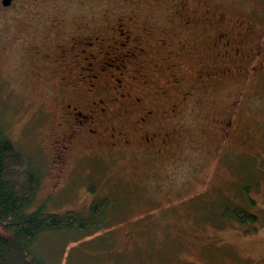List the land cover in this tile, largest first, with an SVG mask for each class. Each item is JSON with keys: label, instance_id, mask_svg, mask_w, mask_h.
Listing matches in <instances>:
<instances>
[{"label": "rangeland", "instance_id": "rangeland-1", "mask_svg": "<svg viewBox=\"0 0 264 264\" xmlns=\"http://www.w3.org/2000/svg\"><path fill=\"white\" fill-rule=\"evenodd\" d=\"M4 6L0 121L42 173L30 209L87 215L93 199L117 201L108 235L50 233L54 264H264V0ZM54 37L73 47L78 76L73 85L60 70L63 90L48 85L59 74L38 54ZM92 77L95 90L106 85L105 109L89 135L63 105L90 113ZM220 201L249 205L257 220L210 221Z\"/></svg>", "mask_w": 264, "mask_h": 264}, {"label": "trees", "instance_id": "trees-1", "mask_svg": "<svg viewBox=\"0 0 264 264\" xmlns=\"http://www.w3.org/2000/svg\"><path fill=\"white\" fill-rule=\"evenodd\" d=\"M150 148L146 147V154H149ZM36 165L32 156L17 145L0 121V264H54L46 251L50 247L49 242H52L49 241L51 237L47 246L43 244L50 233L71 232L80 237L109 233V229L104 232L106 220L114 202L117 203L111 192L93 199L87 215L74 209L50 212L42 206L31 210L41 188L42 173ZM247 190L244 188L246 194ZM248 202L254 204L253 198H249ZM216 204L214 214L219 209L220 217L216 221L213 214L209 219L215 223L242 224L257 220L249 205Z\"/></svg>", "mask_w": 264, "mask_h": 264}, {"label": "flooded vegetation", "instance_id": "flooded-vegetation-1", "mask_svg": "<svg viewBox=\"0 0 264 264\" xmlns=\"http://www.w3.org/2000/svg\"><path fill=\"white\" fill-rule=\"evenodd\" d=\"M14 1L15 0H12L11 1V4ZM10 5H5L4 7H8ZM24 29L25 30L22 31V34L23 35L25 34V36H27V38L28 37L30 38L31 36H33V33H31V30H32L31 27L26 26ZM90 42H88V44H90ZM52 43H53L52 46L54 47V49L53 50H50V53L47 50L50 49V48H52V47L51 46H47V44H45L43 42L41 44H44L45 46H47L45 49L43 47V50L45 52L38 53L39 51H37V53L42 57V60H41L42 65L43 64L45 65V62L47 60L54 61L55 62L54 64L56 66V74H59V79L56 82H54V83L49 82L48 85L50 87H53V88H56V89H59V90L60 89L61 90L64 89V86H65L64 82L65 81H72V84L73 85H76V84L73 83V81H75L78 78V76H76L73 73V70H72V67H73L72 61H74V54H71L70 55V53L73 52V47H71V44L70 43H64V42H62L59 37H57V38L54 37L53 40H52ZM34 48H36V44H35ZM84 49L85 48L82 47L80 49V51L81 50H84ZM80 51L76 50V52H74V53L77 54ZM53 53H55V54H53ZM84 58L85 59L86 58L88 59L89 56H86V57L84 56ZM93 59L94 58L92 57V60ZM61 60H62L63 64H60V61ZM57 63H59L61 66H59V64L56 65ZM89 64H90V62H88L87 66ZM84 68H86V66H83L82 67V69H84ZM48 69L52 70V65H47V66L45 65V70H48ZM62 69H67V71H68V73H64L63 72L64 75L62 76V78L63 79H66L64 82H61V73H59L60 70H62ZM51 74H52V76H55L56 78H58L55 73H51ZM42 75H43V79H45V81L46 80H49L51 78L50 75H48V77H46L45 74H42ZM94 75L95 74H93V76ZM90 77H91V75H90ZM88 79H89V81L91 80V82L89 83L90 86L88 87V91L93 92L95 90L94 89V86L96 87V84L93 82V80L95 78L92 77V78H88ZM117 85H115V83H114V85L112 86V88H114ZM104 88H106V85L105 84H103V86L97 87V89L95 90V94H97V96H99V97H96L93 100L84 103V104H87L85 106H88V108H90V110H91L90 113H86L83 110L78 109V107H79L78 105H80L78 103H77V105H73L72 103H67V102L65 103L64 102L65 105H63V106H66L68 109H69V107L73 106V112H72V114H70V116L73 117L75 123H77L79 126H82L83 127V125H84V127L87 128V131L89 132L88 133L89 135L92 134L95 131V129L90 128L89 123H92V121L95 120V114H96V112L98 111L99 108H100L101 111H104V109H105V107H100L101 102H103V99H102V96L100 95V93L104 90ZM88 93L89 92L84 91V93L81 94L82 95L81 97L78 96L77 101L79 100L78 102L80 103V101L82 100V98H85L86 94H88ZM76 94H79V93L77 92ZM122 94L125 95V93H122ZM115 99L116 98H114L113 102L115 101ZM173 113H175V112H173ZM87 126H89V128ZM113 144H115V143H113ZM62 147L63 148H66V146L64 144H62L60 148H62Z\"/></svg>", "mask_w": 264, "mask_h": 264}, {"label": "water", "instance_id": "water-1", "mask_svg": "<svg viewBox=\"0 0 264 264\" xmlns=\"http://www.w3.org/2000/svg\"><path fill=\"white\" fill-rule=\"evenodd\" d=\"M2 1H3L4 5H9V4H11L12 0H2Z\"/></svg>", "mask_w": 264, "mask_h": 264}]
</instances>
